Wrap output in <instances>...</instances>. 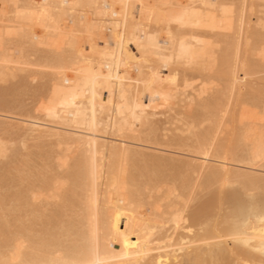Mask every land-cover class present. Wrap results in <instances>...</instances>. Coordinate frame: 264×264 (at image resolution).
<instances>
[{
    "label": "bare ground",
    "instance_id": "bare-ground-1",
    "mask_svg": "<svg viewBox=\"0 0 264 264\" xmlns=\"http://www.w3.org/2000/svg\"><path fill=\"white\" fill-rule=\"evenodd\" d=\"M247 2L0 0V37L7 41L0 42V78L11 66L28 69V58L45 53L40 65L50 80L46 103L53 102L52 107L60 115L59 120L50 119L43 111L42 118L6 119L5 126L0 123L23 131L24 140L26 137L54 147L43 160L48 175L37 169L31 173L32 168L26 163L24 168L30 172L26 174L23 167L17 168L16 176L9 179L14 190L0 195V261L6 264H63L84 259L107 260L109 264H161V261L177 264L178 260L183 264H213L223 259L264 262V254L255 250L261 246L260 215L264 212V199H251L247 204L235 199L228 212L220 218L215 215L217 218L212 221L201 222L195 220L193 213H186L185 193L195 176H201L202 185L208 186L235 176L240 179L242 191L250 197L254 191H261L262 185L264 188V175L253 171L264 168L259 163L250 164L254 154L264 147V57L261 56L264 30L258 27L260 18L249 21L251 8L241 23L242 6ZM5 3L12 6L7 17L2 12ZM44 4L56 7L51 10L52 19L43 23L29 24L15 14V5L20 6V12L32 13L42 11L36 6ZM73 4L81 7H60ZM122 4L128 7H120ZM205 4L219 6L205 9L216 16L223 15L224 6L236 5L232 25L222 27L217 21L214 28L180 29L163 22L165 14L175 11L165 5H194V10L199 11ZM8 27L23 31L9 39ZM181 41L186 48L198 50L199 63L195 68L177 69L171 59L174 51L179 53ZM161 57L168 58L169 63L165 64ZM194 77L199 82L194 85L196 91L191 87L186 90L185 84L193 82L188 78ZM169 96L172 99L166 103L165 97ZM65 99L68 103L62 108ZM176 107L180 110L176 118L172 113L167 116L181 123L176 128L180 134L169 138L160 134L162 131L159 133L154 119L159 109L175 112ZM146 146L186 151L197 157L177 165L185 171L182 191L167 188L162 197H157L162 190L160 186L127 176L124 162L143 156ZM69 152L76 154L75 170L66 175L68 194L60 191V199L56 200L54 172L67 166ZM93 152L98 161L94 181ZM210 160L218 161L217 165ZM174 192H179L180 198H175ZM161 201L165 215L158 210ZM177 210L187 227L184 224L179 230L174 224L162 227L166 216L175 215ZM241 214L250 218L248 234L253 247L227 242L236 255L229 251L224 256L215 247L200 244L202 239L213 238L218 230L230 231L229 221ZM86 240L90 243H85ZM184 240H189V245L180 251ZM167 248L175 251L161 250Z\"/></svg>",
    "mask_w": 264,
    "mask_h": 264
},
{
    "label": "rangeland",
    "instance_id": "rangeland-1",
    "mask_svg": "<svg viewBox=\"0 0 264 264\" xmlns=\"http://www.w3.org/2000/svg\"><path fill=\"white\" fill-rule=\"evenodd\" d=\"M262 3H264V0H248V8H251V11L248 13L249 21H258V19L260 18ZM253 5H255V13H253L252 11ZM42 54L45 55V53L43 52H38L37 54H34L32 57L28 58V61L30 62L29 67L31 66L30 68L27 66L28 69L25 68L24 70H20V68L17 66H11L8 70H6V75L3 78H0V123L3 122L4 126V122H6V119L23 121L24 118H27L29 116L42 118L43 111L38 112L37 109L40 108L42 104L47 106L46 95H48L50 86L49 75L47 74L48 72H46L43 67L41 69L40 64L43 63V58L45 57ZM36 65H40V67H37ZM33 66L36 67L34 68ZM192 78L188 79H191L193 81L191 82L192 85H197L198 83L194 82L198 81V78ZM181 106H183L182 103L180 107ZM182 109L181 111H184V108ZM178 110L179 109H177V107L175 112L167 111V113L165 112L166 109L162 110V108L158 110L160 113L156 115L154 122L156 121V126L159 130V133L160 131H162L160 134H167V137L169 138H172L174 135L176 136L178 133L180 134L179 131L176 132V128L181 126L177 125L180 122H176L175 120L170 119L171 117L167 116V114L169 115L172 113L171 115L176 118V113L180 112V110ZM5 112H7V114ZM164 112L166 114L162 115V113ZM2 125L0 124V144L7 145L8 155L6 159L0 158V195L5 194L6 192L10 194L9 192H12L14 190V183H11L9 179L12 176H16L17 168L22 169L23 167V170H26L25 168L27 165L28 168H32L30 169L31 173L38 170L44 175H48L49 170L47 169L43 160L45 156L54 149V147L47 142H35L33 140L27 139L26 137L24 140L25 135L23 131H19L15 129V127L13 129L12 126L10 128L8 127V125L7 127H4ZM164 130L165 132H163ZM147 149L150 151H147ZM165 149L166 148L163 149V147L158 148L155 146H146V148L144 149L145 154L143 156L130 158L125 166L127 169L128 177L140 182L151 181L152 186H160L162 190L157 197H162V194L166 191L167 188H176L178 191H182L183 185L186 184L185 179H183V177L185 176V171L183 168H179V166L177 167V165L182 166V164H186L185 162H187V159L190 158L197 159L196 156H193L186 151H178L176 149H172L173 151L169 150L171 148H167L168 150ZM67 155V166L59 172L55 170L56 173L54 172L55 175L53 174L55 176V178L53 179L56 182L57 187H59L61 193H63L64 195L68 194V188L65 187V182L67 181L66 175L71 174L75 170V152H69L67 153ZM157 161L162 164H158ZM173 162L176 164H174ZM212 162H214L213 165H217L216 163H218V161L210 160V163ZM229 166L252 171L250 168L245 166L243 167L241 165L230 164ZM28 168L26 170L27 173L25 172L26 174L30 172ZM263 170L264 169L259 170L254 168L253 171L259 172L260 174L262 173L264 175ZM259 173L258 176H262ZM194 178L196 179L194 180L192 178V180L194 181H190V183L187 185V191L185 193L188 197L186 213L188 215L190 213H193L195 215V220H200L201 222L212 221L217 217L220 218L224 213L228 212L229 207L235 201V199L243 204L249 203L251 199H264L263 185L261 191H254L253 196L251 195L252 197H250L246 194L245 190L244 192L242 191L243 188L239 186L240 183L238 181L240 179L238 178L237 180L235 176H233V178L230 177L228 179L230 183L223 187H221L222 185H224L223 182L208 186L202 185L204 180L201 178V176H195ZM187 192L189 193V195ZM215 215L218 216L216 217ZM210 217L212 218L210 219ZM38 228L40 229L39 224Z\"/></svg>",
    "mask_w": 264,
    "mask_h": 264
},
{
    "label": "snow or ice",
    "instance_id": "snow-or-ice-1",
    "mask_svg": "<svg viewBox=\"0 0 264 264\" xmlns=\"http://www.w3.org/2000/svg\"><path fill=\"white\" fill-rule=\"evenodd\" d=\"M12 7L11 5L5 3L3 5V15L5 17L8 16V9ZM56 7L54 5H37V9H43L42 11H34L32 13H23L19 11L20 6L15 5V8L17 9L16 11V16L17 18H23L28 21L29 24L31 23H43L44 21L48 19H52L50 13L51 10ZM60 7L62 8H68L71 7L73 9L81 7L79 4H73V5H61ZM120 7L127 8L128 5L122 4ZM141 8L144 7V5H140ZM163 7L166 8H173L175 11H173L170 14H165V19L163 22H166L168 25H176L180 29H187V28H214L217 24V21H219V24L222 27L225 26H231L232 23L234 22L235 19V10L237 8L236 5L232 6H224L223 8V15L222 16H216L210 13H206L205 9L207 8H215L219 7L217 5H208L205 4L203 7L199 10L196 11L194 5H165ZM244 13L242 14L241 17V23L243 24V17L247 15L248 11V5L245 3L243 6ZM252 11L255 13V5L252 6ZM258 27L262 30H264V3L261 5V12H260V23ZM23 29H16L13 27H8L7 28V36L9 39L12 37L16 36L18 37L20 32H22ZM169 35L171 36V30L169 31ZM55 39V38H53ZM65 39H68L65 37ZM0 42L7 43L6 40L3 39V37H0ZM197 43H200L199 41ZM55 48L53 49V54H55ZM239 56L240 52L239 49H237V63H239ZM261 56L264 57V49L261 50ZM164 60L165 64L169 63L168 58L166 57H161ZM175 62V66L177 69L180 67H185L188 69L195 68L198 63H199V56H198V50L193 47L191 49L186 48L185 44L183 41L180 43V50L179 53L176 54L174 51V55L171 58ZM22 67H27V65H18ZM245 79H247V76H245ZM194 83H199V82H194ZM189 87L192 88V90L195 92L196 89L194 85H188L187 83L185 84V89L187 90ZM172 97H165V102L168 103ZM52 103L50 102L49 105H41L40 108L37 109L38 112L44 111L47 113L48 117L50 119H60V115L57 112L55 108L52 107ZM68 101L65 99V101L60 105V107H65ZM91 147V146H90ZM8 155V148L7 145L5 144H0V158H7ZM126 161L124 162L123 166H126ZM256 163H259V166L264 168V147L261 148L259 153L254 154V159L250 161V164L252 166H255ZM97 165L98 161L96 159V155L93 152L92 153V161H91V171H92V177L93 181L95 180V176L97 173ZM229 180L226 178L224 185L221 187L229 184ZM173 195L175 198H180V193L179 192H174ZM54 198L56 200L60 199V190L59 187L57 188L55 192ZM158 210L160 211L161 215H165L164 208H163V201L160 202V205L158 206ZM251 214H249L250 217ZM229 223L232 225L230 231H221L218 230L214 237L211 239L205 238L200 240V244L208 245L210 247H215L222 255L227 256L229 251H232L233 256L236 255L235 250L233 249L232 245L227 243V242H234L235 244H240L245 247H253L251 244V238L248 234V227L250 225V218L245 219L244 216L241 215H236L234 216ZM171 224H174L176 229L179 230L181 228V225L184 224L185 227H187L186 222L183 221L182 213L179 212V210L176 211L175 215L171 216H166L165 222L162 223V227H167ZM260 225H261V246L259 248H256V251H259L261 254H264V212L261 213L260 215ZM190 233H192V229H188ZM93 237H95V232H93ZM85 243H90V241H85ZM139 244V241H137ZM146 244H150V241H146ZM184 245H189V240H184L183 245L180 247V251L184 250ZM164 251H172L174 252L175 249L173 248H167V249H161ZM143 254H147L144 252ZM0 264H6L4 261H0ZM53 264H56V262H53ZM63 264H109L107 260H100V259H94V260H70V261H63ZM161 264H164L163 261H161ZM170 264V262H169ZM177 264H183L182 261H177ZM213 264H251L250 261H245V260H239V259H223V260H215L213 261ZM264 264V262H262Z\"/></svg>",
    "mask_w": 264,
    "mask_h": 264
}]
</instances>
